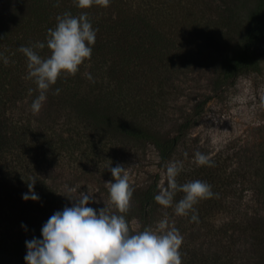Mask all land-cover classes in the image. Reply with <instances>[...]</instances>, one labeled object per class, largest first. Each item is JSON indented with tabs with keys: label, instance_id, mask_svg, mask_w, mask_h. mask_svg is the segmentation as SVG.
I'll return each instance as SVG.
<instances>
[{
	"label": "trees",
	"instance_id": "trees-1",
	"mask_svg": "<svg viewBox=\"0 0 264 264\" xmlns=\"http://www.w3.org/2000/svg\"><path fill=\"white\" fill-rule=\"evenodd\" d=\"M65 12H86L98 29L91 59L74 76L62 75L50 86L34 114L31 105L39 90L28 78L27 59L18 49L46 44L48 29H54L56 17ZM263 40L264 0H110L108 7L94 4L87 9L75 7L74 0H0V264H25V242L41 239L49 217L76 202L52 182V169L69 163L86 173L100 171L112 182L109 167L120 165L126 150L122 140L151 141L160 165L167 167L183 132L196 120L191 116L180 122L174 135L163 129L159 110L166 80L177 66L207 59L217 63L216 91L243 72L260 70L258 45ZM213 44L225 50L209 51ZM227 45L230 48H224ZM38 51L42 57L50 54L47 47ZM261 144L255 162L237 170L238 196L250 189L255 203L224 204L228 217L217 227L208 220L216 207L212 198L194 205L198 220L191 221V212L187 220L218 234L219 252L205 254L185 242L182 264H264V141ZM220 160L214 157L212 166L180 171L185 175L178 184L217 181L227 193L233 175L221 176L226 167ZM32 178L38 201L22 199ZM130 185L134 191L125 214L130 230L156 227L164 207L154 199L157 182ZM104 196L109 198L108 188ZM183 196L178 192L173 205ZM87 206L115 211L108 204Z\"/></svg>",
	"mask_w": 264,
	"mask_h": 264
},
{
	"label": "rangeland",
	"instance_id": "rangeland-1",
	"mask_svg": "<svg viewBox=\"0 0 264 264\" xmlns=\"http://www.w3.org/2000/svg\"><path fill=\"white\" fill-rule=\"evenodd\" d=\"M211 50L217 53L225 49L213 44L209 47V51ZM258 51L263 59L260 70L243 72L229 79L216 91L212 87L216 77V62L203 59L198 63L177 66L163 85L164 100L159 110V121L170 135L176 134L177 125L186 118L192 116L196 122L183 132L177 153L165 168L160 165L157 149L151 141L122 140L121 143L124 144L120 145H126V150L120 154V165L124 169L122 174L129 177V183L146 186L156 181L158 191L167 188V168L175 164L182 166L181 171L188 172L201 167L195 162V154L200 152L211 159L218 156L221 158L220 161L226 167L225 172L221 170V176L226 173L233 175L227 193L217 181L213 183L214 195L211 198L216 207L208 218L210 222L217 227L228 217L223 209L224 204L233 207L238 203L242 206L255 203L250 198V189L244 190L241 198L238 196L241 188L238 183L241 179L237 170L242 164H253L255 156L263 148L264 40L259 43ZM50 174L52 182L71 200L75 201L72 198H78L79 193L91 190L95 191V201L90 204H108L114 207L109 203V198L104 196L109 181L100 171L90 174L64 163L59 169H52ZM184 175L179 173L177 183ZM249 186L254 185L249 183ZM187 218L188 216L176 215L175 205L168 209L163 207L159 214V221L167 219L170 228L179 230L183 243L200 247L205 254L218 253L219 235L208 233L207 227L190 225ZM131 223L137 228L136 217L132 218Z\"/></svg>",
	"mask_w": 264,
	"mask_h": 264
},
{
	"label": "clouds",
	"instance_id": "clouds-1",
	"mask_svg": "<svg viewBox=\"0 0 264 264\" xmlns=\"http://www.w3.org/2000/svg\"><path fill=\"white\" fill-rule=\"evenodd\" d=\"M94 4L108 7L110 0H74L79 9ZM56 20L55 28L47 31L46 44L37 42L18 49L27 59L28 78L39 90V96L31 105L34 114L40 111L50 86L62 75L74 76L79 67L91 59L96 41L98 29L93 28L86 12L78 16L65 12ZM45 47L50 54L42 57L38 50ZM3 62L9 61L4 57ZM87 78L92 80L90 74ZM56 92L58 94L59 89ZM195 162L198 166H212L211 158L200 152L195 154ZM181 170L182 166L175 164L167 168L168 187L161 188L154 199L164 207H171L176 194L184 193L175 205V213L188 216L191 212V221H197L194 205L213 197L214 193L210 184L199 179L178 184L176 178ZM109 171L113 178L108 182L109 203L115 211L110 212L105 206L98 210L87 206L95 201V191L79 193L78 198H72L76 202L71 207L66 206L49 217L41 228V239L25 242V264H182L183 237L178 229L169 227L167 219L159 221L155 229L149 226L142 231L130 230L125 214L134 189L129 177L122 174L121 165L109 167ZM35 182V178L27 181L28 192L22 194V199L39 200L34 191Z\"/></svg>",
	"mask_w": 264,
	"mask_h": 264
}]
</instances>
